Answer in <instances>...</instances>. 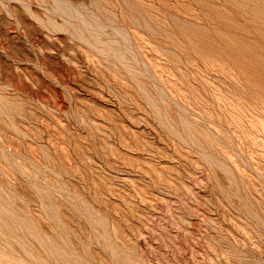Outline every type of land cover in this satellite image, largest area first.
Segmentation results:
<instances>
[{
  "label": "rangeland",
  "instance_id": "1",
  "mask_svg": "<svg viewBox=\"0 0 264 264\" xmlns=\"http://www.w3.org/2000/svg\"><path fill=\"white\" fill-rule=\"evenodd\" d=\"M0 264H264V0H0Z\"/></svg>",
  "mask_w": 264,
  "mask_h": 264
}]
</instances>
